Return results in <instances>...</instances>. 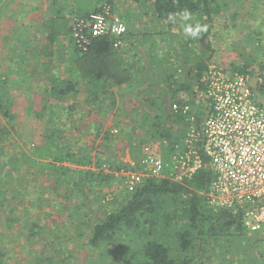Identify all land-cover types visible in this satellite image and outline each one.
<instances>
[{
	"label": "rangeland",
	"instance_id": "1",
	"mask_svg": "<svg viewBox=\"0 0 264 264\" xmlns=\"http://www.w3.org/2000/svg\"><path fill=\"white\" fill-rule=\"evenodd\" d=\"M43 1L49 3L48 0ZM108 1L95 0V3L100 6L90 10L99 9L103 3ZM217 1L222 6V10L215 16L212 23L210 39L213 44V52L208 59V65L224 69L233 65H246L250 70L257 71L260 63L264 62V0ZM33 2L34 0L31 1V4ZM140 2L138 0H110L113 12L118 14L126 24L129 22L126 21V16L130 15L131 25L136 30L139 29L138 40L142 42L145 36L154 37L160 49L163 50L156 54H163V59H169L170 63H164L173 69V74L179 80H182L183 69L197 63L200 57H207L194 39L186 36L183 31L185 25L195 26L198 23L179 19L171 24L164 23V27H161L162 23L154 18L151 8ZM70 3V0H63L64 7L59 8L58 5L54 7L56 15L65 14L71 8ZM31 4L26 0L23 2L22 0L0 2V18H6L9 22L8 32L11 31L12 38L15 39L17 33H21L23 30L27 31L29 25L34 23L28 18L34 12V7ZM84 14L86 12L81 13L77 10L70 13L71 29L73 18ZM123 15L126 16L123 18ZM127 26L128 30L123 38L122 47L130 32L129 23ZM0 32L1 36H4L7 29L5 31L0 29ZM67 35L66 44L72 41L75 47L72 31ZM26 40L30 42L29 39ZM151 41L144 40L143 44H150ZM143 44H138V47ZM9 47L11 48V46ZM140 49L139 56H125V61L127 62L129 58L141 60L146 51L143 52L144 48ZM134 50L131 52L133 53ZM59 53L62 56L65 54L63 50H60ZM44 57L49 58V53L45 52ZM61 63L63 64V62ZM85 63L87 64V62ZM8 65L9 59L6 55L2 68L5 69ZM156 65L159 64L156 63ZM73 66L76 67L71 70L72 79V73H78L79 70V65L73 62ZM41 67L42 65L39 67L41 72L38 77L36 76L38 82L33 87V91H25L26 87L22 83L20 87L7 86L13 93L11 112L16 115V118L8 120L5 113L0 110V189L6 186L7 195L11 194L12 197L16 193L19 194V199L23 200L25 185L30 186V191L34 195L29 196L32 203L27 204L30 211L28 217H33L43 226L42 230L44 231V236L35 238L33 242L36 244L35 249L41 252L46 250L45 257H51L53 260L51 264H94L92 261L98 259L100 260L97 264H131L129 261L134 257L132 250L136 241L134 238L130 247L118 242V246L115 248L99 250L91 255L88 254L86 238L89 237L93 224L100 220L105 212L116 207L130 191L127 187V177L123 176L120 170L129 168L132 162H137L140 159L132 157V149L137 150L139 147L144 151V155L148 150L165 153V150L168 149V142L164 139L161 141L156 139L150 140L144 145L139 142L140 137H138L128 144V141H132V139L126 136V131L131 128L135 131L142 128L138 111L142 109L143 102L142 98H135L140 95V90L137 94L132 93L134 99H125L131 95L125 91L123 95L120 94V96H125L123 99L106 97L99 99V102L95 104L87 102L88 88L83 86L88 73L86 68L80 65L79 68H84V74L80 73L82 76L80 75L81 79L79 78L80 81L77 83L81 92L76 93L75 96L72 93L66 98H61L52 91H46L45 86L48 79L43 74ZM158 74L154 75L155 80L162 78V70ZM13 77V74L9 72L6 79H13ZM184 93L186 92H180V94ZM186 98H189L188 95ZM145 105H149V103H145ZM193 105L196 107V111L205 117L208 108L207 101L201 98L196 100ZM173 108L175 109V106ZM51 112L54 113L52 120L49 119ZM193 126L194 124H191L188 129L190 130ZM49 133H54L52 140L48 138ZM141 144L142 146H139ZM66 150L74 154L75 157L86 159L91 156L94 165L98 163L96 157L97 159L100 157V163H103L100 168L90 164L79 167L85 169L94 167L96 171L103 170L106 174L112 173L113 178L106 184L91 188V191L88 180H85L84 174H82L77 178L83 182L79 191L78 187L70 189L74 188L71 180H75L76 171L68 172L65 169L57 171L52 166V163L57 165L62 163L60 160H56L54 155H59V152L63 153ZM25 154L37 162L33 169L30 168L33 163L25 158ZM63 163L78 167V164L71 158ZM121 163H127V166L120 168L110 166L112 164L121 165ZM27 173H30L29 176ZM31 173L34 175L31 176ZM59 176L64 177L62 179L64 181L58 182L59 187L54 188ZM13 201V199L10 200V202ZM9 206L15 208V212L19 213V218L16 222H12L14 229L10 230V233L0 223V232H8L6 238L0 233V264H37L39 255H26L34 248L30 247L29 241H26L29 229V224L25 225L27 219H24L26 205L20 201L9 204ZM1 208L4 209V206L1 205ZM57 219L58 221H54ZM17 229H23L25 233L23 234ZM12 231L15 233L11 234ZM232 232L234 231L232 230ZM247 236L248 239H245L244 235L236 238L235 244L231 247H227V242L225 246L216 245V247H213L214 243H212L213 245L208 246L206 254L200 258L202 264L224 263L223 257L233 256L232 258H234V255L235 264H264V231L248 232ZM228 237L231 238L230 235ZM145 240L143 239L142 242ZM46 243L47 246H45ZM240 247L245 250L239 249Z\"/></svg>",
	"mask_w": 264,
	"mask_h": 264
},
{
	"label": "trees",
	"instance_id": "2",
	"mask_svg": "<svg viewBox=\"0 0 264 264\" xmlns=\"http://www.w3.org/2000/svg\"><path fill=\"white\" fill-rule=\"evenodd\" d=\"M138 1L151 8L154 18L159 23H162L161 27H164V23L171 24L183 19L182 14L185 11L189 12L191 14L189 22L196 21L199 25L206 26V31L194 41L207 57H200L197 63L185 68V70L183 69L184 76H182V80H179L173 74V69L169 66V68L164 67L162 69L160 67L156 70L153 69V75H144V71L141 70L140 72L143 73L142 77L137 76L141 82L133 81L136 74L125 65L123 55H118L122 46L116 48L114 39L110 36L91 39L86 50L78 48L75 44V60L76 64L79 67L83 65L88 73L87 80H85L86 82L83 86L88 88L89 96L87 102L90 101L95 104L99 102V99L106 97L113 99L112 90L109 92L108 90L115 84L122 86V84H125L124 82L131 79L132 89L137 92L141 91L140 95L135 96V98H142L141 101L143 102L142 109L138 111L142 128L136 131L131 128L126 131V136L132 139V141H128V144H131L138 137H140L139 142L142 144L150 140L157 139L161 141L164 139L168 142V149L165 150V153L162 151L160 153L169 155L175 144L186 136L185 134L189 130L188 127L194 124L199 129L205 118L196 111V107L193 104L196 100H200V92L206 89L205 77L209 67L208 59L213 52V44L210 39L212 23L215 16L222 10V6L217 0ZM108 2L110 3V0ZM89 11L91 10L87 12ZM170 16L174 17V20H170ZM71 31L72 29L70 28L69 32ZM154 60H161V63H170L167 58L155 57ZM73 67L75 69L76 66ZM79 67L78 73H72V80L59 81L56 78L53 82L51 81L52 92L59 97L68 96L72 93L75 96L76 93H80L81 90L78 88L77 83L82 76L80 73L84 74V68ZM161 70L162 78L155 80L153 78L154 75H157ZM225 70L241 73L249 72L252 75H256L258 71L264 70V62L260 63L257 71L250 70L249 66L246 65H233ZM180 92H186L187 94H180ZM186 95L189 98H186ZM5 97V93L0 88V110L5 113L4 115L8 120H11L16 118V115L11 112L12 99ZM145 103H149V105H145ZM173 106H175V109ZM186 106L189 108L186 109ZM133 109L135 110V106ZM52 117L51 114L49 119ZM148 135L149 137H146ZM53 136L54 133H49L48 138L52 140ZM142 144L139 146H142ZM47 151L49 152V148ZM54 156L56 160L62 162L60 165L52 163L54 169L57 171L65 169L68 172L70 170L76 171L75 180H71L74 188L71 187L70 189L78 187L79 191L83 182L77 180V178L82 174H84V179L88 180L90 190L93 187L108 183L113 178L112 173L106 174L103 170L96 171L94 167L90 169L79 167L84 164H90L91 166L97 165L100 168V165H103V163H100V157L98 159L96 157L98 163L94 165L91 156L89 157L90 159L75 157L74 154L67 150ZM143 156L144 151L139 149V147L137 150L132 149V157L135 159H141ZM25 158L33 163V165H30V168L33 169L34 164L37 163L35 159H30L27 154H25ZM70 158L78 164V167L75 165H64L63 161L70 160ZM110 166L112 168H120L127 166V163H121V165L112 164ZM29 174L27 173L28 176ZM213 178L214 175L208 166H204L192 178H186L182 182L168 178H145L139 186L129 191L116 207L105 212L103 217L93 224L89 237L86 238L85 242L88 245V254L91 255L99 250L104 251L110 247L115 248V246H118V242L122 245L127 244L130 247L134 238L136 241L132 250L134 257L129 261L131 264H202L200 258L203 254H206L208 246L213 245L212 243H214L213 247H216V245L225 246L227 242V247H231L235 244L236 238L242 237V235L246 237L245 239H248L249 230L244 225L241 211L222 207L215 208L209 203L206 191ZM62 179L64 177H58L54 188L59 187L57 183L64 181ZM25 186L23 200H20L19 194L17 195L16 193L12 197L10 196L11 194L7 195L6 186L0 189V202L4 206L3 209L0 205V223L10 233V230L14 229L12 222L18 220L19 213L15 212V208L13 206L10 207L9 204L20 201L25 204L24 219H27L25 225L29 224L26 241L30 242V247H34L26 255H39L37 264H51L53 262L51 257H45L46 250L41 252L35 249L36 244L33 241L37 237H43L44 231L42 230L43 226L34 220L33 217H28L30 211L27 204L30 205L32 203L29 196L34 194L30 191V186ZM11 199L14 201L10 202ZM58 219L54 221H58ZM18 231L25 233L23 229ZM0 233L5 238L8 236V232ZM13 233L15 231H12L11 234ZM143 239L146 240L142 242ZM45 246H47V243ZM239 249L245 250V248L241 247ZM232 257H223L225 261L220 264H235V255L234 258ZM99 260H93L92 262L97 264Z\"/></svg>",
	"mask_w": 264,
	"mask_h": 264
},
{
	"label": "built area",
	"instance_id": "3",
	"mask_svg": "<svg viewBox=\"0 0 264 264\" xmlns=\"http://www.w3.org/2000/svg\"><path fill=\"white\" fill-rule=\"evenodd\" d=\"M127 30V24L105 2L99 9L73 18L72 37L83 50L91 39L101 36L112 37L118 48ZM205 81L206 89L199 98L207 101L208 108L201 127L193 126L169 155L148 150L120 173L127 177L131 191L147 177L182 182L208 166L214 175L206 191L209 203L241 211L249 232H262L264 70L252 75L209 65Z\"/></svg>",
	"mask_w": 264,
	"mask_h": 264
},
{
	"label": "crops",
	"instance_id": "4",
	"mask_svg": "<svg viewBox=\"0 0 264 264\" xmlns=\"http://www.w3.org/2000/svg\"><path fill=\"white\" fill-rule=\"evenodd\" d=\"M4 1L6 0H0V2ZM23 1L24 0H22V2ZM26 1L31 4L32 0ZM48 1L49 3H47V1L44 2L43 0H34V2L31 4L34 7V12L28 17L31 22L34 21V23L29 25L27 31L23 30L21 33H17V37L15 39L12 38V34H10L11 31L10 33L8 32L9 22L7 21V19L0 18V29H3V31L7 29V32L4 33V36H1L2 33L0 32V88H2L3 92L5 93V98H13V93L12 91H10L9 87L7 88V86L13 85V87H20L22 86V83L23 86L26 87L25 91H33V87H35L38 82L36 81V76L38 77L39 73L41 72V70H39V67L41 65V69L44 72L43 74L48 79L47 84L45 86L46 91H52L51 81L53 82L56 78L59 81L68 80V78L70 79L71 70H73V62L76 63V61L74 60V54H76V49L73 46L72 41L71 43L67 44L65 42L66 39H68L67 34L71 33L69 32L71 28L70 13H72L74 10L84 13L90 9L98 8V6H100L95 3V0H70L71 8L67 10L62 16H57L54 7H56L57 5L59 8L64 7L63 0ZM46 5L47 7H45ZM124 16L126 15H123V18ZM126 19V21H129L127 22V24L129 23L130 32L128 37L126 38L125 45L121 49H119V53L117 52L118 55H123V58L125 56L128 57V55L130 57L131 55L139 56V52L141 51L140 48L145 49L143 50V52L146 51L144 52V57L142 56L141 60H131V58H129L126 62L124 59L125 65L126 63H128V65H126L128 69H130V71L136 74V76L134 77L135 80L133 81L141 82V80H138V77H142L143 75V73L140 72L141 70L144 71V75H153L154 70L159 69V67L169 68L167 64L161 63V60H154V55H156L157 52H163V50L160 49V47L156 43L154 37L148 38V36H145V41H152L150 44L146 43L144 45V40H142V42L141 40H138L139 29L136 30V28L131 25L130 15L126 16ZM69 37H71L70 34ZM26 39H29L30 42H28ZM140 43H142L143 46L140 45L138 47V44ZM9 46H11V48ZM133 49L135 50L132 53L131 51ZM60 50H63L65 52L63 56L59 53ZM45 52L49 53V58L47 59L44 57ZM6 55L9 59V65L5 69H3L2 66L4 65ZM157 55H159L158 57L160 58L163 57V54ZM30 62L32 64H29ZM61 62H63V64ZM156 63H158L159 65H156ZM9 72L13 74V79H6ZM124 83L126 85L122 84L121 86L115 84L108 90V92L112 90V98L123 99L125 96H120V94L123 95L125 91H127L128 94L131 95H129V97H125V99H132V93H137V91H135L131 87V79ZM61 98H66V95L61 96ZM47 108L49 109L48 106ZM51 114L54 113L51 112L50 115Z\"/></svg>",
	"mask_w": 264,
	"mask_h": 264
},
{
	"label": "clouds",
	"instance_id": "5",
	"mask_svg": "<svg viewBox=\"0 0 264 264\" xmlns=\"http://www.w3.org/2000/svg\"><path fill=\"white\" fill-rule=\"evenodd\" d=\"M191 14L187 11H185L182 14V18L184 21H187L190 19ZM170 20H174V17H169ZM184 34L192 39H198L201 34L206 31V26H201L199 24L195 25L194 27L190 24H187L184 26Z\"/></svg>",
	"mask_w": 264,
	"mask_h": 264
}]
</instances>
